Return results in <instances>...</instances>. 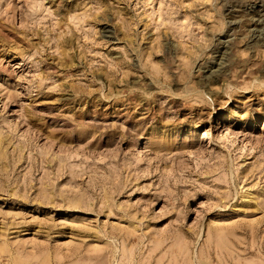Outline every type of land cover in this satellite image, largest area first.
I'll return each instance as SVG.
<instances>
[{
    "label": "rangeland",
    "instance_id": "374dc122",
    "mask_svg": "<svg viewBox=\"0 0 264 264\" xmlns=\"http://www.w3.org/2000/svg\"><path fill=\"white\" fill-rule=\"evenodd\" d=\"M0 264H264V0H0Z\"/></svg>",
    "mask_w": 264,
    "mask_h": 264
},
{
    "label": "bare ground",
    "instance_id": "6f19581e",
    "mask_svg": "<svg viewBox=\"0 0 264 264\" xmlns=\"http://www.w3.org/2000/svg\"><path fill=\"white\" fill-rule=\"evenodd\" d=\"M255 38H259V36L258 37H255ZM221 60H222L221 58H218V61H220V62L219 63H216L217 67H219L220 70H222V68H224V62L221 61Z\"/></svg>",
    "mask_w": 264,
    "mask_h": 264
}]
</instances>
